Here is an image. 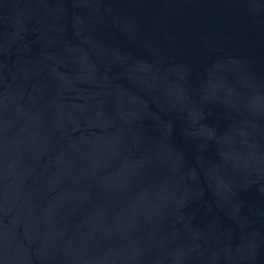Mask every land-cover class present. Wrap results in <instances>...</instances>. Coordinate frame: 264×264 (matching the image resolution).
<instances>
[{
	"label": "water",
	"instance_id": "95a60500",
	"mask_svg": "<svg viewBox=\"0 0 264 264\" xmlns=\"http://www.w3.org/2000/svg\"><path fill=\"white\" fill-rule=\"evenodd\" d=\"M0 264H264V0H0Z\"/></svg>",
	"mask_w": 264,
	"mask_h": 264
}]
</instances>
